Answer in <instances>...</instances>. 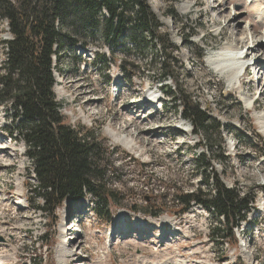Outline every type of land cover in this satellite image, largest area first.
<instances>
[{
    "label": "rangeland",
    "instance_id": "1",
    "mask_svg": "<svg viewBox=\"0 0 264 264\" xmlns=\"http://www.w3.org/2000/svg\"><path fill=\"white\" fill-rule=\"evenodd\" d=\"M144 4L159 25L158 52L149 48L141 51L143 56L136 50L110 56L96 41L77 49L79 63L71 61L69 70L63 67L55 74L53 91L67 123L94 129L117 150L112 156L117 170L105 181L106 191L117 200L110 206V221L98 218L89 199L66 201L53 216L37 209L42 201L32 190L36 182L24 146L7 137L12 110L0 106V235L5 240L0 243V264H36L39 259L41 264H264V96L259 97L264 73L258 65L247 64L238 83L230 81L232 70L218 74L207 65L224 45L242 46L246 62L264 52L257 47L264 42V16L259 23L254 18L260 4L264 12V0ZM6 31V23H0V40L9 39ZM165 37L170 50L160 52ZM100 53L109 56L106 70L96 55ZM4 57L0 48V65ZM163 58L170 77L156 84ZM124 72L133 75L130 84L123 81ZM168 91H180L182 103L190 97L222 127L213 147L193 134L194 126L165 95ZM152 97L160 108L134 104ZM203 159L212 169L201 174L197 164ZM206 178L255 201L248 220L233 230L235 246L213 241V230L222 221L197 205L179 215L181 206L171 202L173 195L197 189L212 194ZM134 208L141 214L132 212ZM145 210L162 212L152 218ZM65 221L69 227L77 222L66 235ZM46 234H53L48 245L41 242Z\"/></svg>",
    "mask_w": 264,
    "mask_h": 264
},
{
    "label": "trees",
    "instance_id": "2",
    "mask_svg": "<svg viewBox=\"0 0 264 264\" xmlns=\"http://www.w3.org/2000/svg\"><path fill=\"white\" fill-rule=\"evenodd\" d=\"M2 22L6 23L9 39L0 40L5 56L0 65V106L12 110V126L6 132L24 146L36 182L32 190L42 201L37 209L45 216H53L64 201L89 198L98 218L108 221L110 206L117 200L106 191L105 181L117 170L112 163L117 150L94 129L67 123L53 91L55 74H60L63 67L69 70L71 61L79 63L77 47L85 49L96 41L103 43L110 56L131 50L141 54L149 48L158 52L155 41L159 39V25L155 17L144 0H0ZM167 41L165 37L159 44L160 52L170 50L164 44ZM96 55L106 70L109 56ZM203 57L199 54L200 61ZM164 59L156 84L170 77L164 73ZM123 74L125 82L131 83L133 75ZM165 95L182 107L183 118L194 126V135L203 136L209 144L216 142L222 127L208 112L190 97L187 104L182 103L180 91ZM214 147L220 149L218 145ZM197 166L201 174L212 169L204 159ZM210 182L206 178L204 184L212 186V194L197 189L173 195L171 202L181 206L180 215L193 204L204 208L222 221V227L213 230V241L235 246L233 229L247 220L254 200L217 180ZM131 211L141 212L135 208ZM161 212L145 210L143 214L155 218ZM41 240L49 244L48 235Z\"/></svg>",
    "mask_w": 264,
    "mask_h": 264
},
{
    "label": "bare ground",
    "instance_id": "3",
    "mask_svg": "<svg viewBox=\"0 0 264 264\" xmlns=\"http://www.w3.org/2000/svg\"><path fill=\"white\" fill-rule=\"evenodd\" d=\"M218 6H220V5H218ZM189 7L190 6H186L184 8L189 9ZM217 7H216V9H217ZM256 10L257 11L255 12V17L254 18H255V21L257 23H259L258 21L261 20L263 18V16H264V12L262 11L261 4L256 8ZM260 25L263 26L262 24H260ZM253 42L254 41L251 40V43L252 44H253ZM244 43H246V42H244ZM240 45H242V42H241ZM240 47H242V46H240ZM257 47H261V48L264 47V42H261ZM240 49L241 48H239L238 46H235L234 47V46L224 45L223 47L219 48V50H220L219 52H215V53H213V55H211V57H215L216 56L214 59L213 58H210V59L208 58L207 59V65H209L211 68H213L218 74H224L226 71H231L232 70V75H231L230 81H231V79H233L234 81H237L236 80V78H237V71H238V69L240 67L239 68H236L235 67L236 68V72H235L234 69H233V67H231V66H235L236 64H238L236 62H237V60L238 61H241V58H243V61L242 62H246V58L248 59V56L247 55L246 56H242V54L240 53ZM251 52H253V51L251 50ZM254 52H259V50L257 51L255 49ZM233 56L235 57V59H233ZM241 63H239V65ZM247 67H248V65H247ZM260 68H262V67H260ZM260 68H259V72H261L263 74L264 72H262ZM262 70H264V69L262 68ZM249 91H252V90H249ZM263 96H264V90H263L262 94H260L259 97H263ZM252 100H254V98ZM257 100L259 101V98H257ZM90 103H92V102H87V104H90ZM248 107L249 106H247V108ZM261 119H264V118H261ZM261 127H262V132H263V135H264V122L262 123V126ZM71 230H72V228H71ZM78 231H80V230H78ZM2 261H3V257L0 256V263H2ZM145 263L146 264H164V263H157V262H155V263H153V262H151V263L145 262ZM173 264H184V263L183 262L175 261Z\"/></svg>",
    "mask_w": 264,
    "mask_h": 264
},
{
    "label": "water",
    "instance_id": "4",
    "mask_svg": "<svg viewBox=\"0 0 264 264\" xmlns=\"http://www.w3.org/2000/svg\"><path fill=\"white\" fill-rule=\"evenodd\" d=\"M4 241V239L0 236V242H3Z\"/></svg>",
    "mask_w": 264,
    "mask_h": 264
}]
</instances>
